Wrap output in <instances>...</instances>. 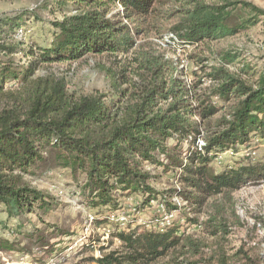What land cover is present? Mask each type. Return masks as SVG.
<instances>
[{"label":"trees","instance_id":"obj_1","mask_svg":"<svg viewBox=\"0 0 264 264\" xmlns=\"http://www.w3.org/2000/svg\"><path fill=\"white\" fill-rule=\"evenodd\" d=\"M57 4L70 5L72 10L53 23L58 34L50 48L38 53L24 51L22 43L15 40L18 31L25 32L19 28L18 20L0 19V207L7 218L18 219L32 213L35 206L47 208L45 196L23 179L35 164L43 163L48 168L67 169L73 177L80 172L85 176L82 192L93 195L94 206L112 209L117 207L113 197L117 189L130 193L151 191L145 165L165 166V171L169 166L176 167L181 171L180 184L188 190L185 198L183 192H177L185 203L201 207L220 196L215 215L220 217L230 209L238 221L232 209V194L246 182L264 178V166L216 174L208 168L209 155L245 145L252 134L264 137V71L246 65L232 72L225 66H233L236 58L225 53L220 56L221 65L211 67L210 73L204 75L205 81L191 86L195 90L210 84V96L224 104L221 110L225 114L212 130L203 129V122L215 117L220 108L207 103L202 95L195 97L199 105L191 107L189 100L194 97L175 78L173 61L146 51L138 52L135 58L144 75L136 82L124 81L122 84L128 85L125 89L118 83L116 73L105 69L113 80L116 97H76L67 92L62 78L52 74L36 76V67L79 61L87 55L129 53L134 42L125 24L148 17L155 0H58ZM236 4L194 2L173 28L174 37L181 42L176 47L235 36L256 25L258 14L264 15L244 3V8L256 15L229 27L232 9L228 8ZM113 7H119L121 12L109 19L107 15ZM17 53L28 55L34 63L15 65L12 58ZM203 130L201 153L197 140ZM170 139L177 143L189 141L191 151L184 160L168 151L166 142ZM158 155L169 163L158 162ZM133 223L128 221L114 235L120 243L119 255H103L95 260L96 264H156L182 248H188L191 254L200 250L201 245L194 244L191 237H178L173 226L162 232L139 233ZM208 223L212 236L226 230L214 216ZM13 248V243L0 240V251ZM217 264L226 262L219 260Z\"/></svg>","mask_w":264,"mask_h":264},{"label":"rangeland","instance_id":"obj_2","mask_svg":"<svg viewBox=\"0 0 264 264\" xmlns=\"http://www.w3.org/2000/svg\"><path fill=\"white\" fill-rule=\"evenodd\" d=\"M199 1L209 5L238 3L235 8H228L232 9L227 23L229 27L238 26L256 15L249 8H244V3L264 13V0H155L148 17L125 24L134 42L129 53L87 55L79 61L38 65L36 76L52 74L62 78L67 92L76 97L102 95L107 99L114 98L113 80L105 69L116 73L118 83L136 82L144 72L135 58L138 52L146 51L173 61L177 70L175 78L187 90L190 89L189 96L194 97L189 100L191 107L199 105L195 97L202 95L207 103L220 108L215 117L203 122V129L212 130L216 121L225 114L221 110L224 104L210 96V84L204 83L195 90H191V86L196 81H205L204 75L210 73L211 67L221 65L220 56L225 53L236 58L233 66H225L232 72L246 65L250 69L264 71V15L258 14L256 25L235 36L177 48L181 42L174 37L173 28L180 23L184 10ZM57 3L58 0H0V19L18 20L19 28L25 32L18 31L15 40L22 43L20 48L24 51L32 49L33 53H38L50 48L58 34L53 23L61 21L63 15L72 10L70 5L62 7ZM110 10L109 19L121 12L119 7ZM121 18L119 15L118 21ZM12 59L19 66L34 63L23 53L13 55ZM124 69L127 71L123 72ZM127 86L121 85L122 89ZM201 133L197 149L205 130ZM166 147L170 153L178 154L181 160L191 151L189 141L177 143L170 139ZM157 161L165 165L169 163L161 155L157 156ZM208 163V168L216 174L240 167H263L264 137L252 134L245 145H238L232 151L210 154ZM144 167L150 173L148 185L151 191L130 193L117 189L113 193L117 207L112 209L94 206L96 200L93 195L86 190L82 192L85 176L80 172L73 177L67 169L35 164L23 179L45 196L48 206L45 210L35 206L32 213L18 219H8L0 207V240L14 244L13 250L0 251V264H96L95 260L103 255L113 252L119 255L120 243L114 235L130 220L134 221L133 229L139 233L162 232L173 226L178 237H191L194 244L201 245L196 254L182 248L156 264H217L219 260L226 264H264V178L259 176L248 181L232 194V209L238 217L235 221L230 209L220 217L215 215L220 196L209 199L201 207L185 203L183 198L188 190L180 184L181 171L178 168L169 166L165 171V166ZM177 192H183V198L177 196ZM148 199L149 203L144 204ZM169 214L173 217L166 220ZM213 216L226 226V230L214 236L208 223Z\"/></svg>","mask_w":264,"mask_h":264},{"label":"built area","instance_id":"obj_3","mask_svg":"<svg viewBox=\"0 0 264 264\" xmlns=\"http://www.w3.org/2000/svg\"><path fill=\"white\" fill-rule=\"evenodd\" d=\"M199 142H200V143H199V145H198V150L202 153L201 147L203 146V142H202L201 140H200ZM166 217H167L166 220H168V218L173 217V215H172V214H169V215H167ZM165 224H166V223H165ZM161 226H164V224L161 225ZM167 226H168V224H167ZM165 228H166V227H165Z\"/></svg>","mask_w":264,"mask_h":264}]
</instances>
